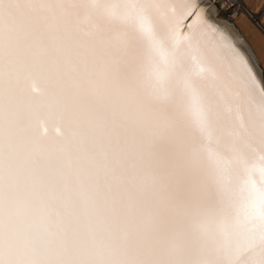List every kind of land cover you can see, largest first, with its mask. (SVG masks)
<instances>
[{
    "label": "snow or ice",
    "instance_id": "obj_1",
    "mask_svg": "<svg viewBox=\"0 0 264 264\" xmlns=\"http://www.w3.org/2000/svg\"><path fill=\"white\" fill-rule=\"evenodd\" d=\"M197 0H0V264H264V88Z\"/></svg>",
    "mask_w": 264,
    "mask_h": 264
},
{
    "label": "crops",
    "instance_id": "obj_2",
    "mask_svg": "<svg viewBox=\"0 0 264 264\" xmlns=\"http://www.w3.org/2000/svg\"><path fill=\"white\" fill-rule=\"evenodd\" d=\"M244 4L251 12L259 14V25L245 14H239L233 21L227 20L225 16L222 19L228 21L238 34L244 50L252 58L264 88V0H244Z\"/></svg>",
    "mask_w": 264,
    "mask_h": 264
},
{
    "label": "bare ground",
    "instance_id": "obj_3",
    "mask_svg": "<svg viewBox=\"0 0 264 264\" xmlns=\"http://www.w3.org/2000/svg\"><path fill=\"white\" fill-rule=\"evenodd\" d=\"M197 2L202 5L201 10L208 17L210 23H212L213 26L220 33L224 34L227 38H229L236 48H238L241 52L244 53L246 59L248 60L249 66H250L256 80L258 81L259 86L263 88L262 81L260 80L261 78L259 77V74L257 73L258 71H256L257 69H255V67L252 63V60H251L252 58L250 59L251 56L250 57L248 56L250 54L246 53V51L244 50L242 42L240 41L239 37L237 36L238 34H236L233 27H231L232 25H230V23L228 21H227L228 23L225 22L221 17L218 16L217 10L209 2V0H197Z\"/></svg>",
    "mask_w": 264,
    "mask_h": 264
},
{
    "label": "built area",
    "instance_id": "obj_4",
    "mask_svg": "<svg viewBox=\"0 0 264 264\" xmlns=\"http://www.w3.org/2000/svg\"><path fill=\"white\" fill-rule=\"evenodd\" d=\"M217 12L223 13L227 20L233 21L239 14L247 15L255 24L259 25V14L251 12L244 4V0H209Z\"/></svg>",
    "mask_w": 264,
    "mask_h": 264
},
{
    "label": "rangeland",
    "instance_id": "obj_5",
    "mask_svg": "<svg viewBox=\"0 0 264 264\" xmlns=\"http://www.w3.org/2000/svg\"><path fill=\"white\" fill-rule=\"evenodd\" d=\"M218 16L221 17V18H224V14L223 13H220V12H217ZM226 18V17H225Z\"/></svg>",
    "mask_w": 264,
    "mask_h": 264
}]
</instances>
